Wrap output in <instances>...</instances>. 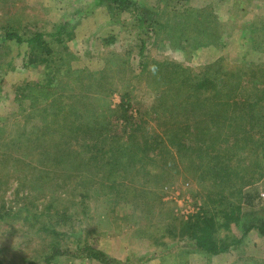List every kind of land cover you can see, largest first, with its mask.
Here are the masks:
<instances>
[{
  "label": "trees",
  "instance_id": "obj_1",
  "mask_svg": "<svg viewBox=\"0 0 264 264\" xmlns=\"http://www.w3.org/2000/svg\"><path fill=\"white\" fill-rule=\"evenodd\" d=\"M195 1L156 0L148 5L143 0H92L95 7L106 9L109 23L121 25L128 36L126 51L120 56L110 53L97 73L70 68L74 56L55 51L72 39L75 23L65 20L25 39L0 24L2 42L25 49L9 60L8 51L0 54V71L5 69L0 79L16 69V57L22 69L42 68L37 80L13 87L16 119L9 129L0 128V146H12L8 158H0V174L8 167L24 168L35 182L67 189L81 215L89 190L111 197L114 206H130L143 221L135 232L161 249L152 258L162 264L165 258L187 264L192 254L212 258L229 253L251 232L264 241V17L244 24L245 8L253 0H230L225 13ZM85 12L75 14L83 18ZM123 14L132 16L131 25L120 20ZM242 30L249 33L251 50L262 56L258 64L233 67L220 58L193 69L144 60L148 42L164 43L189 61L196 49H223ZM114 41L110 37L104 44ZM132 45L142 69L138 75L129 71ZM148 63L149 75H144ZM132 76L150 78L154 98L147 108L133 104L127 90ZM112 83H118V90ZM77 84L90 93H73ZM114 93H119L120 103L111 108ZM179 167L207 187L206 201L184 220L173 217L159 193L172 179L169 171L177 174ZM55 178L62 183L56 185ZM4 217L0 214L1 220ZM40 229L59 236L50 225ZM221 231L225 235L219 237ZM57 256L121 264L79 240L73 250L52 246L42 264H51Z\"/></svg>",
  "mask_w": 264,
  "mask_h": 264
},
{
  "label": "rangeland",
  "instance_id": "obj_2",
  "mask_svg": "<svg viewBox=\"0 0 264 264\" xmlns=\"http://www.w3.org/2000/svg\"><path fill=\"white\" fill-rule=\"evenodd\" d=\"M143 1L148 5L149 2L152 4L156 2V0ZM195 3H208L215 11L225 13L230 0H196ZM78 10L86 11V17H80L83 11L80 15H76ZM245 11L243 19L245 25L256 17H264V0H253ZM130 17L132 16L129 14H123L120 20H125L127 25H131ZM26 18H30L33 27L29 26ZM65 20L76 24L72 39L54 49L62 54L69 52L74 56V60L69 64L70 68L97 73L102 71L105 61L113 56L110 53L120 56L126 51L124 44L128 36L122 26L109 23L106 9L95 7L92 0H0V24L18 32L24 39L35 31L49 32L47 27L49 29L51 25ZM2 37L0 31V54L5 55L8 51L10 53L8 60L15 56L16 52H24V46L17 47L14 42H2ZM110 37L115 41L107 46L104 42ZM132 42L136 45L138 41L133 39ZM226 44L220 50L196 49L190 60L185 61L180 54L170 51L164 43L149 44L148 42L144 60L181 63L184 67L196 69L220 58L233 67L241 64H258L262 59L260 54L251 50L248 31L242 30L233 34L232 39ZM134 46L130 48L132 53L128 59L129 71H132L133 75H138L142 69L139 67L137 49ZM14 66L15 70L7 72L0 79V128L4 127L5 130L9 129L16 119L14 113L17 111V106L13 101L15 97L13 87L23 82L35 81L42 73V68H20L19 57L14 59ZM1 71L4 72L5 69L2 68ZM144 75H149V63ZM117 78L118 76H115L113 81ZM129 79H132L130 80L132 84L127 90L133 97V104L147 108L154 98V91L149 85V76L143 80L142 78L133 80V76ZM85 82L87 83L88 79L82 84ZM110 82L112 80L108 83ZM81 86V84L75 85L73 93L89 92ZM114 87L117 89L118 83ZM118 94L114 93L110 97L111 108L120 103ZM146 119L148 123H152L149 115ZM9 136L4 137L9 139ZM14 137L16 134L11 139ZM7 139L4 138V142L8 141ZM11 146L12 144L0 146V158L9 155ZM169 172L172 173L170 175L172 179L159 188V193L162 202L171 209L173 217L184 220L188 213L197 208L196 206L199 207L203 201H206L207 187L204 182H198L180 167L177 174L172 170ZM32 175L34 174L24 168L13 167H8L0 174V214L5 215L4 220L0 219V260L5 264H25L28 261L42 264L43 258L52 246L73 250L76 240L91 245L121 264H162L159 259L152 258L154 254H159L161 249L152 246L147 237L139 235L140 232H135L137 224L143 223L139 211L133 213L128 205L114 206L111 197L89 190L85 202L86 213L81 215L77 207V199L72 198L67 189H55L49 182L45 184L35 182ZM58 180L62 183L60 178H55L56 185H60ZM22 208H27L28 212L21 211ZM154 209L157 211L158 206ZM243 210L246 211L247 208ZM33 216L37 218L34 220ZM23 217H29L28 221L23 222ZM44 224L54 227L59 236L41 231L40 226ZM224 235L225 232L221 231L219 237ZM237 235L239 236V232ZM165 259L163 264H175L172 258ZM152 260L155 262H151ZM51 264L98 263L57 256ZM187 264H264V241L251 232L240 246L229 253L212 258L192 254L187 257Z\"/></svg>",
  "mask_w": 264,
  "mask_h": 264
},
{
  "label": "built area",
  "instance_id": "obj_3",
  "mask_svg": "<svg viewBox=\"0 0 264 264\" xmlns=\"http://www.w3.org/2000/svg\"><path fill=\"white\" fill-rule=\"evenodd\" d=\"M196 211H197V208H196L195 210H192V212L188 213V215H189V214H193V213H195Z\"/></svg>",
  "mask_w": 264,
  "mask_h": 264
},
{
  "label": "crops",
  "instance_id": "obj_4",
  "mask_svg": "<svg viewBox=\"0 0 264 264\" xmlns=\"http://www.w3.org/2000/svg\"><path fill=\"white\" fill-rule=\"evenodd\" d=\"M151 262H153V263H154V262H155V260H152Z\"/></svg>",
  "mask_w": 264,
  "mask_h": 264
}]
</instances>
